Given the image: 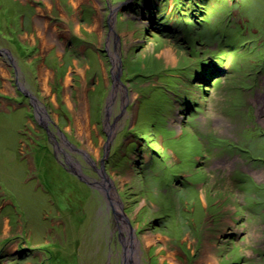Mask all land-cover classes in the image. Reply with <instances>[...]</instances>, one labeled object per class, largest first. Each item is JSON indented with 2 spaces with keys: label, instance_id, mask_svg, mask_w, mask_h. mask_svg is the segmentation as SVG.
<instances>
[{
  "label": "rangeland",
  "instance_id": "rangeland-1",
  "mask_svg": "<svg viewBox=\"0 0 264 264\" xmlns=\"http://www.w3.org/2000/svg\"><path fill=\"white\" fill-rule=\"evenodd\" d=\"M184 1L0 0V264H264V0Z\"/></svg>",
  "mask_w": 264,
  "mask_h": 264
},
{
  "label": "flooded vegetation",
  "instance_id": "flooded-vegetation-1",
  "mask_svg": "<svg viewBox=\"0 0 264 264\" xmlns=\"http://www.w3.org/2000/svg\"><path fill=\"white\" fill-rule=\"evenodd\" d=\"M31 100L34 101V98L32 97V95L30 96V101ZM42 109H43V115L46 116V110L44 108H42ZM46 133L48 134L47 131H46ZM46 137H48V136H46ZM75 142L77 143V144L75 143V145L68 142L67 139H65V136L63 135V133H62V135H59V142H58L59 144L58 143L55 144V148L60 152V155L62 156V158H63L62 160H64V162L60 161L57 152L54 151L57 160L60 161L67 170L73 171V172L76 171L77 173L82 172L83 164L81 163V160H83L85 163V166H84L85 168H87V166H91L94 171L99 173L98 168H96V166H95V163L93 165L91 162H89L86 159V155L88 154L87 151L85 152L83 149H80L79 143L77 142L76 139H75ZM76 146H78L79 148H77ZM91 159H92V157H91ZM92 161L94 162V159H92ZM77 173H76V175H77Z\"/></svg>",
  "mask_w": 264,
  "mask_h": 264
},
{
  "label": "trees",
  "instance_id": "trees-1",
  "mask_svg": "<svg viewBox=\"0 0 264 264\" xmlns=\"http://www.w3.org/2000/svg\"><path fill=\"white\" fill-rule=\"evenodd\" d=\"M208 3V0H189V1H184L183 3H180V4H182V5H186V7L187 8H183L184 9V11H189V8H191V7H194V9L196 8L197 9V7H202V8H204L205 7V5H208L207 4ZM191 5V6H190ZM194 9H193V11H194ZM195 13H196V11H195ZM201 16V19L202 20H200L201 21V23H205V21H207V19H206V17H205V15H203V14H201L200 15ZM190 19L189 20H192V16L191 17H189ZM198 18V17H197ZM199 19V18H198ZM198 19L196 20L195 19V21L194 20H192L191 22H194V23H192V24H187V25H182L183 26V28H185L186 29V35L188 36V37H190V38H193L192 37V35H193V33H195V31H197V28H198V25H200L199 23H197L198 22ZM226 32H227V30H226ZM213 35H215L216 36V38H215V40L217 41L218 40V38H220V33H219V30H214L213 31V33H209V35H207V36H204L205 37V40H206V43H207V45L210 47L211 45H212V40H214V36ZM224 49V48H223ZM210 50V52H211V49H209ZM222 52H225V53H233V49L232 50H227V49H224V50H221ZM220 51V52H221ZM210 55V54H209ZM216 61H218V60H216ZM197 78L200 80V76H197ZM214 78H218V76L216 75V76H214ZM203 84L205 85V86H207L208 87V84L207 83H205V82H210L209 80V77H208V75H207V80L205 79V77H203ZM196 83L197 82H199V81H195Z\"/></svg>",
  "mask_w": 264,
  "mask_h": 264
},
{
  "label": "water",
  "instance_id": "water-1",
  "mask_svg": "<svg viewBox=\"0 0 264 264\" xmlns=\"http://www.w3.org/2000/svg\"><path fill=\"white\" fill-rule=\"evenodd\" d=\"M105 155H106V151H105ZM86 159L89 161V162H91L93 165H94V162L92 161V159H91V157H89V155H86ZM104 161V160H103ZM98 171H99V175L105 180H109V178H110V176H109V174L107 173V171H105V169H104V162H102V164H101V166L98 168ZM77 175H79V177L83 180V181H85V182H89V181H87L86 179H85V177L84 176H82L81 174H77ZM99 182V181H98ZM90 183V182H89ZM100 183H101V181H100ZM103 183V182H102ZM103 186L104 187H106V185H105V183L103 184ZM106 189H107V187H106ZM120 211L121 212H119V216L122 218V220H124L125 222H127V224L129 225V228H130V241H129V243H127V244H125L124 245V248H125V250L127 249V247L128 248H130V250L127 252V254L128 255H131V252H132V249H133V236H134V234H135V232H134V230H133V226H132V224H131V222H130V220H129V216H128V214H127V212L124 210V207H123V205H122V202H120Z\"/></svg>",
  "mask_w": 264,
  "mask_h": 264
},
{
  "label": "bare ground",
  "instance_id": "bare-ground-1",
  "mask_svg": "<svg viewBox=\"0 0 264 264\" xmlns=\"http://www.w3.org/2000/svg\"><path fill=\"white\" fill-rule=\"evenodd\" d=\"M113 187H114V185L112 186V184H111V190L113 191V193H115V190H114ZM112 191H111V192H112ZM116 201H117V200H116ZM129 241H130V240L128 239V243H129ZM129 250H130V249L127 247V249L125 250L126 253H127ZM132 253H133V252H132Z\"/></svg>",
  "mask_w": 264,
  "mask_h": 264
}]
</instances>
